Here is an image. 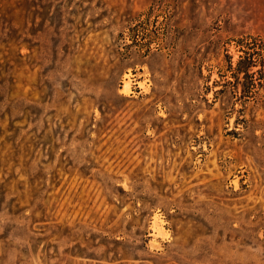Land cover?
<instances>
[{
    "label": "rangeland",
    "instance_id": "374dc122",
    "mask_svg": "<svg viewBox=\"0 0 264 264\" xmlns=\"http://www.w3.org/2000/svg\"><path fill=\"white\" fill-rule=\"evenodd\" d=\"M0 264H264V0H0Z\"/></svg>",
    "mask_w": 264,
    "mask_h": 264
},
{
    "label": "trees",
    "instance_id": "16d2710c",
    "mask_svg": "<svg viewBox=\"0 0 264 264\" xmlns=\"http://www.w3.org/2000/svg\"><path fill=\"white\" fill-rule=\"evenodd\" d=\"M251 59L252 58L250 57V55L248 56V58H245V60H244L245 64L243 63L244 61L238 60L236 62V66H235L234 70L242 71V72H244V75H247L249 70H250V67L253 64V61ZM229 68H230V65H229Z\"/></svg>",
    "mask_w": 264,
    "mask_h": 264
}]
</instances>
